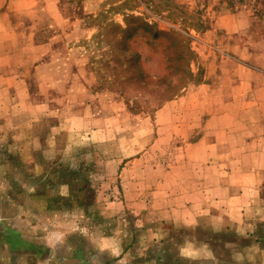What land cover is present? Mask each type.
Listing matches in <instances>:
<instances>
[{"label":"rangeland","instance_id":"rangeland-1","mask_svg":"<svg viewBox=\"0 0 264 264\" xmlns=\"http://www.w3.org/2000/svg\"><path fill=\"white\" fill-rule=\"evenodd\" d=\"M238 35L264 0H0V264H264V183L197 203L158 114Z\"/></svg>","mask_w":264,"mask_h":264},{"label":"crops","instance_id":"crops-1","mask_svg":"<svg viewBox=\"0 0 264 264\" xmlns=\"http://www.w3.org/2000/svg\"><path fill=\"white\" fill-rule=\"evenodd\" d=\"M221 40L220 51L207 54L213 62L205 66L202 80L158 110L160 115L175 107L179 114L173 136L188 149L180 166L188 167L182 169L184 179L205 188L204 201H197L202 205L213 203L208 189L225 188L229 182L237 186L243 172H255V180L264 183V68L245 60L239 35Z\"/></svg>","mask_w":264,"mask_h":264},{"label":"trees","instance_id":"trees-1","mask_svg":"<svg viewBox=\"0 0 264 264\" xmlns=\"http://www.w3.org/2000/svg\"><path fill=\"white\" fill-rule=\"evenodd\" d=\"M185 87H186V85L181 86V88L178 89V91H175V93H176V94L181 93Z\"/></svg>","mask_w":264,"mask_h":264}]
</instances>
